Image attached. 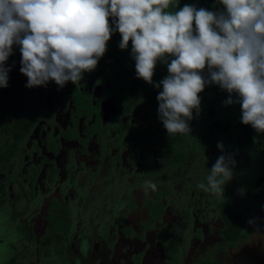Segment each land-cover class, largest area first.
I'll list each match as a JSON object with an SVG mask.
<instances>
[{"label": "flooded vegetation", "instance_id": "af4514ba", "mask_svg": "<svg viewBox=\"0 0 264 264\" xmlns=\"http://www.w3.org/2000/svg\"><path fill=\"white\" fill-rule=\"evenodd\" d=\"M171 58L157 61L155 84ZM129 60L103 55L75 85L26 87L25 102L0 91V260L264 264V133L248 125L237 140L247 134L223 114L229 93L206 86L189 135L168 134L162 85H145ZM220 155L235 165L214 195L199 184ZM59 243L60 259L41 251Z\"/></svg>", "mask_w": 264, "mask_h": 264}, {"label": "clouds", "instance_id": "9594fccd", "mask_svg": "<svg viewBox=\"0 0 264 264\" xmlns=\"http://www.w3.org/2000/svg\"><path fill=\"white\" fill-rule=\"evenodd\" d=\"M219 3L218 11L191 4L168 11L177 0L175 5L174 0H0V88L8 87L11 66L5 62L14 44L25 87H46L52 80L63 88L95 70L115 28L120 49L131 41L136 77L162 85L158 118L168 134L189 135L193 109L199 114L198 94L210 83L229 93L224 104H240L241 123L264 133V0ZM169 57L168 75L155 84L157 61ZM206 67L207 77L202 74ZM217 148L223 151V144ZM234 165L230 156L220 155L207 184L199 187L223 195ZM142 186L156 188L149 180Z\"/></svg>", "mask_w": 264, "mask_h": 264}, {"label": "trees", "instance_id": "16d2710c", "mask_svg": "<svg viewBox=\"0 0 264 264\" xmlns=\"http://www.w3.org/2000/svg\"><path fill=\"white\" fill-rule=\"evenodd\" d=\"M175 4H176V0H174V5ZM185 4L195 5L197 8L203 7L205 9L210 10V11H218V10H221L223 7L219 3V0H177L176 7L170 5V8L167 10L168 11L179 10V8L183 7ZM113 19L114 18H111V17L109 18L110 24L113 23ZM113 27H114V25H113ZM120 40H121V36H120L119 32L116 31L114 28L113 33L111 35V38L107 42V50H106L104 55L111 56L117 62H120V58H124V57L129 58L130 59L129 61L132 65L128 66V67L132 68V71L135 74V60L133 61V58L131 55V41H129L128 48L120 49L119 48ZM20 60H21V54L19 51V46L14 44L13 45V53L9 56L8 60L5 62V67L11 66V71L8 74L9 75L8 87L0 88V91H5L6 95L17 94L19 97L18 100L23 99L22 101L25 102V99L28 98V97H26L27 96V93H26L27 88L25 87L27 80L25 79V75H23L19 71V69L21 67ZM167 63H170V61H168ZM167 63H166V65H167ZM162 64H164V63H162ZM202 74L207 77V75H208L207 67L205 68V70L203 71ZM140 79H141V81H143V83L145 85H147V83L142 78H140ZM243 125H245V124H243ZM248 127H249L248 125H245L244 128L248 131L249 130ZM245 129H244V131L246 132V134H247L246 137L248 138V136H250V134H251V131H253L254 129H251V131L249 130L248 132Z\"/></svg>", "mask_w": 264, "mask_h": 264}, {"label": "rangeland", "instance_id": "374dc122", "mask_svg": "<svg viewBox=\"0 0 264 264\" xmlns=\"http://www.w3.org/2000/svg\"><path fill=\"white\" fill-rule=\"evenodd\" d=\"M160 63H163V62H159L158 64H156L157 66H159V67H157V68H162L163 66L160 64ZM205 76V75H204ZM206 77V76H205ZM207 87H212V88H214V89H217V88H219L220 89V87L218 86V85H216V84H208V85H206ZM205 86V87H206ZM220 90H222V89H220ZM204 91V90H203ZM203 91L201 92V93H203ZM222 91H224V93L226 92L225 90H222ZM222 91H220V92H222ZM199 95V94H198ZM237 109V107L235 108V107H233L232 106V104L231 105H226V104H224L223 103V105H222V110H225V111H223L224 113V115H225V113L227 112V114H228V111L230 110V111H232V113L235 115V117L234 116H225L226 117V119L228 120V121H230L231 123H233L235 120H239V119H241V110H236ZM193 111H194V116H196V110L195 109H193ZM230 117H232L234 120H232ZM238 127H239V130L241 131V128L242 127H240V124H238ZM262 134V133H261ZM238 136V138H237V140H239V141H246V139H247V137H246V135L244 134V133H240L239 135H237ZM262 136H263V134H262ZM241 231H244L245 232V230L243 229V228H240L239 229V232H241ZM248 231V230H247ZM41 251L43 252V253H45V255H49V256H54V257H56V256H59L60 254H59V250H57V248H54V247H52L51 246V244L49 245V247L47 248V246H45V245H43V247H42V249H41ZM48 253V254H47ZM43 255V254H42Z\"/></svg>", "mask_w": 264, "mask_h": 264}, {"label": "crops", "instance_id": "0c3cea01", "mask_svg": "<svg viewBox=\"0 0 264 264\" xmlns=\"http://www.w3.org/2000/svg\"><path fill=\"white\" fill-rule=\"evenodd\" d=\"M231 229H234V226H233V225H231ZM254 241H256V239H255ZM12 245H13V246H12ZM11 246H12V247H15L14 244H11ZM53 246H54L55 248H57V250H59V254H60V243L57 244V245H54V244H53ZM16 248H18V245L16 246ZM44 254H45V253H44ZM47 254H48V253H47ZM56 257H58V258L60 259V255H59V256H56ZM9 260H10V259H7V258H6V260H4V261L0 260V264H6V262L9 261ZM54 260H55V259H52V261H54ZM26 262H27V261H26L25 258L18 259V260H16V261H14V259H11V263H14V264H27Z\"/></svg>", "mask_w": 264, "mask_h": 264}]
</instances>
